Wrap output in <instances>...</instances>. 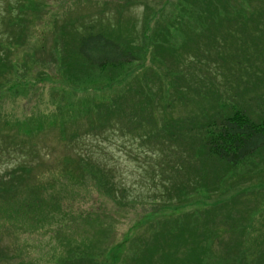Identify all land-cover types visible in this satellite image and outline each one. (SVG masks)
Here are the masks:
<instances>
[{
  "label": "rangeland",
  "instance_id": "1",
  "mask_svg": "<svg viewBox=\"0 0 264 264\" xmlns=\"http://www.w3.org/2000/svg\"><path fill=\"white\" fill-rule=\"evenodd\" d=\"M15 1L0 0V264H65L74 258L81 264V259L89 256L98 261L107 257L111 264H130L134 255L142 254L148 243L158 237L153 234L155 229L181 213L157 206L163 193L168 194L169 189L173 194L180 185L176 174H171L174 180L166 183L171 176L169 167L163 164L164 158L177 160V157L171 154L162 157L148 151L138 141L131 142L119 132H110L108 136L100 134L98 128L93 132L91 126L97 125L98 119L92 102H114V94L129 89L149 98L147 77L156 76V70L170 81L179 76L170 73L165 66L179 64L181 52L187 54L185 62L196 61L188 58L194 52L173 47V42L180 46L197 36L199 28L205 24L204 3L194 4L201 0H29L24 20L19 21L20 27L13 26L15 20L4 8ZM206 1L220 16L225 10L227 17L241 16L240 20L245 21L241 35L254 47H230L243 56L237 58L238 61L251 60L246 51L254 55L264 52L263 46L256 47L259 40L247 37L254 33L256 23L264 26V0ZM99 10L123 13L137 23L143 32L138 43L140 47H136L138 60L126 66L123 81L112 88L67 90L64 100L70 105L58 112L54 99L59 91L61 96L65 94L64 84L60 82L68 81V72L72 70L66 64L70 57H67V47H63V33L69 35L76 29V20L88 18ZM168 27L171 30H167ZM82 30L84 28L80 27ZM123 33L134 34L132 29H124ZM164 38L169 39V47L149 46L150 40ZM9 45L13 47H8V51L5 47ZM209 57L210 62L224 60L214 53ZM220 69L223 76L224 72L229 74L230 69ZM85 71L92 73L91 69ZM182 73L190 76L187 70ZM49 78L57 81L56 86ZM256 88L262 90L259 85ZM107 92L112 95L108 96ZM260 93L254 94L262 99L264 106ZM122 100L115 105L128 112V102ZM248 108L257 120L264 118L261 106ZM170 110L172 112L165 110L158 114L181 116L188 113L182 105ZM34 127L32 139L24 137L28 129ZM62 134L79 136L77 151ZM21 138L25 139L24 144L31 140L28 146L33 151L35 165L30 171L21 173L15 189L4 192L1 187L13 184L10 171H18L17 164L25 153L24 150L15 153L9 146L12 141L20 142ZM82 154L93 164L102 162V168L107 166L105 172L113 174V182L119 186L115 187L117 194H109L108 186L100 187L99 175L94 170H81L78 160L84 157ZM68 158L78 159L70 169L61 165ZM237 171L236 178L227 176L222 191L210 193L211 198L198 194L180 205L182 211H197V207L204 206L202 203L207 201L210 205L205 212H209L208 207L217 198L224 202V210L217 213L225 219L217 227L220 231L207 237V244L212 245L205 257L208 264H264V148ZM73 177L77 182H72ZM36 180H40L38 184ZM112 191L115 190L111 187L110 193ZM246 191L252 194L233 198L236 193L243 192L240 197L244 196ZM246 200L249 202H243ZM232 208L236 217L229 221L227 212ZM28 210L31 218L27 217ZM24 211L28 213L26 216L22 214ZM105 212L110 219L102 216ZM108 223H112L110 231L104 230ZM128 231L131 235L126 240ZM120 242L125 245L117 248ZM218 260L220 262L215 263Z\"/></svg>",
  "mask_w": 264,
  "mask_h": 264
},
{
  "label": "trees",
  "instance_id": "2",
  "mask_svg": "<svg viewBox=\"0 0 264 264\" xmlns=\"http://www.w3.org/2000/svg\"><path fill=\"white\" fill-rule=\"evenodd\" d=\"M28 1L16 0L7 4L6 7L4 6L7 15L10 14L15 20L12 23L13 26L17 24L16 26L21 27L20 23L24 20L23 14L28 6ZM200 3H204L202 8V13L205 15L204 26L199 28L197 36L191 38L189 42H183L180 46L173 42V47H184L187 51L194 52L188 58L196 59V61L185 62L183 59L187 54L180 50L181 57L177 61L179 64L173 63V66L172 64L165 66L170 73L179 74V76H174L170 81V79H166V76H161L159 70H156V76L147 77L149 98L145 95L144 97L141 94L132 93L129 89L124 93L114 94L112 96L114 102H92L93 108L97 109L96 117L98 119V124L91 126V129H94L93 132L97 128L104 136H108L110 132H119L131 142L138 141V144L141 143V146H145L148 151L158 153L162 157L169 154L177 157V160L164 158L163 164L169 167L168 173L171 176V178L168 177L166 183H171L174 180L171 174H176L180 185L175 188L173 194L169 189L168 194L163 193L157 206L158 209L167 208L181 213L176 218L174 217L175 219L172 218L171 221H165L159 225L153 232V234H158V237L148 243L146 250L141 251L142 254L134 255L130 264H135L136 261L139 264H208L205 257L210 253L212 245L207 244V237L220 231L217 227L225 219L217 213L224 210V202L217 198L215 202L211 203V207H208L209 212H205L206 206L210 205L207 201L202 203L204 206L197 207V211L195 209L182 211L180 205L198 194L211 198L210 193L222 191L227 176L236 178L237 169L264 148V118L257 120V117H253L248 108L249 106H261V111L264 113L262 99L260 100L254 94L262 91L260 97L264 98V52L254 55L250 51H246L245 53L250 56L248 58L251 60L238 61L237 58L243 56H239L236 50L230 49V47H254L241 35L242 28L246 27L245 21L240 20L241 16L227 17L225 10L222 11L226 17L220 16L208 6L206 0L194 4ZM99 11L90 14L88 18L82 17L76 20V29L73 32L70 31L69 35L63 33V47H67V57H70L68 61L66 60V64L72 70L71 72L67 71L70 74L68 81L60 82L64 84L65 94L61 96L62 92L59 91L58 96L56 94L54 99V106L59 109L58 112L65 111V107L70 105L64 100L67 90L112 88L123 81L126 66L129 64L131 66L133 61L138 60L136 47H140L138 43L143 32L137 23L131 22L130 18L125 17L123 13ZM140 23L139 25H141ZM241 23L244 25L240 27ZM256 25L252 31L254 33L247 34V37L250 40L253 38L259 40L256 47H264V26L257 23ZM67 26H69L68 23ZM132 26L134 28H131ZM80 27H83L84 30L80 31ZM124 29H132L134 37L131 34H127L128 36L124 34ZM7 44H11V42H7ZM161 44L169 47V39L150 40L149 46L160 47ZM0 46H2L1 43ZM8 47H13V45L5 47L9 51ZM212 53L224 60L210 62L207 58L210 59L209 56ZM165 63L168 65L169 62L165 60ZM222 67L226 71L230 69L229 74L224 72L223 76V71L220 69ZM255 68H259V70ZM85 69H91L92 73H87ZM186 70L189 71L190 76ZM182 72H185L186 75ZM49 80L56 86L57 81L55 82L51 78ZM257 85L261 86L262 90L256 88ZM109 92H107L108 96L112 95ZM122 99H126L128 102V112L124 108H120V105H115L120 101L122 103ZM158 102L163 105L156 104ZM247 104L248 106H246ZM181 105L188 109V113L181 116L173 113L170 115L158 114L165 110L172 112L171 108H178ZM34 130L35 127L28 129L24 137L31 138ZM62 135L77 151L76 140L79 136H75V134H71L70 137H67L66 134ZM24 141L23 138L20 139V142L12 141L9 146L15 153H21L23 150L25 153L23 160L17 164L18 171L16 172L15 169L10 171L13 184L1 187L4 192L15 189L21 173L30 171V167L35 165L33 151L28 146L31 140L27 144H24ZM83 156L79 160L73 158V161L68 158L62 161L61 165L70 169L78 160L81 170L86 172L90 168L99 175L100 187L108 186L109 194H115V192L117 194L115 187L119 188V186L113 182V174L105 172L107 166L104 164L105 168H102L100 166L102 162L93 164L90 159ZM75 180L73 177L72 182H77ZM39 181L36 180V183L38 184ZM72 182L70 181V183ZM111 187L115 191L110 193ZM122 190L121 187L120 193ZM242 193H236L233 198L240 199L252 194L246 191V194L240 197ZM243 202L247 203L249 200ZM255 207L257 208L258 204H255ZM250 209L253 210L251 202ZM234 212L233 208L228 210L229 221H234L236 217ZM28 213L24 211L22 214L25 216L28 214L27 217L31 218L29 210ZM102 216H109V219L111 217L108 212ZM27 217V221H30ZM111 224L108 223L107 226H104V230L110 231ZM128 235L126 240L130 238L131 232ZM125 242L118 243L117 248L123 247ZM81 260V264H111L107 257L100 261L96 257L90 256ZM220 260L222 261V259ZM218 262L220 261L215 263ZM65 264L80 263L78 258H74L68 263L66 261Z\"/></svg>",
  "mask_w": 264,
  "mask_h": 264
}]
</instances>
